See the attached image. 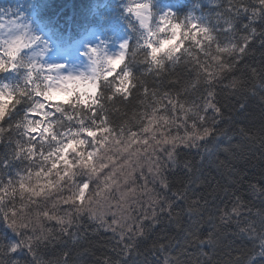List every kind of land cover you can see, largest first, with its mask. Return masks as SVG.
<instances>
[{"label":"snow or ice","instance_id":"snow-or-ice-1","mask_svg":"<svg viewBox=\"0 0 264 264\" xmlns=\"http://www.w3.org/2000/svg\"><path fill=\"white\" fill-rule=\"evenodd\" d=\"M206 3L180 17L127 0L145 43L86 45L111 70L61 77L93 90L59 100L47 73L65 65L42 62L47 42L20 17L0 23V73L23 70L0 84L13 98L0 115V264H264V0ZM101 241L114 256H95Z\"/></svg>","mask_w":264,"mask_h":264},{"label":"trees","instance_id":"trees-1","mask_svg":"<svg viewBox=\"0 0 264 264\" xmlns=\"http://www.w3.org/2000/svg\"><path fill=\"white\" fill-rule=\"evenodd\" d=\"M24 1L27 8L33 11L32 18L35 22L46 30L56 41L55 43L61 47L80 40L89 31L110 36L123 32L127 38L132 33L130 28L132 22L124 14L127 0H0V8L10 9ZM196 2L203 3L205 11H208L206 0H153V8L162 11L165 3H172L176 5L177 15L183 17ZM132 43L134 44V41ZM22 76V69L0 73V84L7 83L16 86L21 83ZM248 102L251 110L258 115L259 98H251ZM105 235L110 236L111 233ZM245 247H252V243L246 241ZM93 251L95 256L104 254L114 256L111 248L104 247L102 241L94 246ZM88 259L91 262L94 256L90 254Z\"/></svg>","mask_w":264,"mask_h":264},{"label":"clouds","instance_id":"clouds-1","mask_svg":"<svg viewBox=\"0 0 264 264\" xmlns=\"http://www.w3.org/2000/svg\"><path fill=\"white\" fill-rule=\"evenodd\" d=\"M127 4V3H126ZM143 12H146V10H141ZM124 14L128 17V19L137 25L136 31L132 32L128 38L124 39L123 41L130 40L131 42L134 41V43L143 45L145 43L146 36V30L141 29L138 24L137 17L128 14L124 12ZM12 27L11 25L8 26V28ZM178 31V30H177ZM33 34L31 31L29 35ZM177 37L173 35L172 40H166V39H159L158 43L156 39H153L154 47H149L147 49V52L150 53L152 56H158L159 54H162L166 49L170 47L175 42V39ZM19 46V45H17ZM95 47L102 48L104 50L105 47L97 45ZM119 50V47L117 51ZM15 51V48H13V52ZM34 52L39 51V48L33 49ZM140 51H145V49L141 48ZM116 52V51H115ZM110 53V52H109ZM34 59L40 60L41 58L39 56H34ZM86 63L83 65L82 69H68V70H58L53 68L50 72L47 73L49 77H51L52 80L56 81V84L54 87L50 88L45 95L50 100H59L64 99L67 96L71 95L73 92L81 94L85 93H91L93 90V86L90 83L84 82L82 80H64L61 81L60 78L63 76L71 75V76H87V77H100L103 76L106 71H110L111 69L106 64V62L102 59V56H97L93 59L96 60V63L93 64L92 61L89 59V57L85 56ZM45 64H48L47 62L42 61ZM55 64V63H52ZM4 65L0 63V69H2ZM114 67V65H113ZM13 98L8 95L7 93H4L0 95V115L3 114L4 110L8 107V105L12 104Z\"/></svg>","mask_w":264,"mask_h":264},{"label":"rangeland","instance_id":"rangeland-1","mask_svg":"<svg viewBox=\"0 0 264 264\" xmlns=\"http://www.w3.org/2000/svg\"><path fill=\"white\" fill-rule=\"evenodd\" d=\"M33 11L27 8L26 2H19L16 6L10 9L0 8V16H5L0 23H4L6 28L10 25V21L16 17H20L21 22L29 25L31 32L37 35L41 40L47 42L48 51L43 58L47 63H59L65 65V70L72 69H82L83 65L86 63L85 56L75 55V52L63 53L61 54L58 48L52 43L47 36L49 34L42 29V27L35 22L32 18ZM123 35L117 33L115 36L105 35L101 33H90V36L85 41L87 46L95 47L97 45L105 47L106 51L114 53L117 51L119 44L123 42ZM81 49V48H80ZM32 50H29L31 53ZM84 53L86 49L79 50ZM2 84V83H1Z\"/></svg>","mask_w":264,"mask_h":264}]
</instances>
